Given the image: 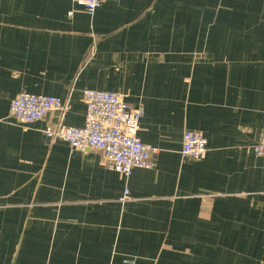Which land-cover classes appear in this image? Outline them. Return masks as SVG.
Listing matches in <instances>:
<instances>
[{
  "label": "crops",
  "instance_id": "obj_1",
  "mask_svg": "<svg viewBox=\"0 0 264 264\" xmlns=\"http://www.w3.org/2000/svg\"><path fill=\"white\" fill-rule=\"evenodd\" d=\"M84 89L142 109L153 168L45 136L83 125ZM20 92L69 108L24 127ZM262 132L264 0H0V264H264Z\"/></svg>",
  "mask_w": 264,
  "mask_h": 264
},
{
  "label": "built area",
  "instance_id": "obj_2",
  "mask_svg": "<svg viewBox=\"0 0 264 264\" xmlns=\"http://www.w3.org/2000/svg\"><path fill=\"white\" fill-rule=\"evenodd\" d=\"M89 15H93L103 0H72ZM84 123L80 127L58 125L44 129L50 140L60 139L72 150L102 153L106 166L125 177L134 168L150 169L155 166L157 150L143 143L138 137L141 108H131L121 94L113 91L84 89ZM69 108V102L51 95L20 92L10 103V114L18 124L42 120L49 112L59 111L61 117ZM254 153L264 160V132L261 133ZM181 156L200 160L206 156L207 142L201 132L185 130L182 134ZM125 190L121 200L127 199Z\"/></svg>",
  "mask_w": 264,
  "mask_h": 264
}]
</instances>
